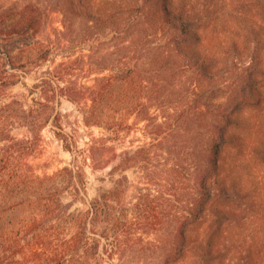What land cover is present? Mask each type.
I'll return each mask as SVG.
<instances>
[{"label": "trees", "instance_id": "trees-1", "mask_svg": "<svg viewBox=\"0 0 264 264\" xmlns=\"http://www.w3.org/2000/svg\"><path fill=\"white\" fill-rule=\"evenodd\" d=\"M67 2L85 10L95 55L97 43H110L108 63L94 62L110 74L99 77L86 97L66 84L71 66L40 76V63L51 53L34 45L38 6L0 14V54L31 81L22 109L33 117L51 110L55 133L73 155L69 166L41 177L26 164L40 144L35 120L23 138L0 131V264H103L108 252L124 260L128 248L159 249L160 264H233V224L264 221V0H142L130 7L107 0L112 7L104 13L91 9L92 0ZM20 55H29V63L18 66L14 59ZM169 66L189 80L179 92L188 99L189 116L160 123L151 112L155 88L162 87L154 77ZM64 98L76 104L87 127L104 130L89 147L80 148L66 131L59 111ZM133 116L148 122L151 142L124 154L109 174L112 187L99 188L90 199L87 169L97 160V144L106 147L127 136ZM190 117L201 126L192 140L203 145L197 158V146H190L173 159L171 172L190 199L172 215L166 239L162 199L154 189H139L126 209L130 171L154 173L156 147L179 135ZM145 227L157 237H145ZM263 245L249 248L241 264H264Z\"/></svg>", "mask_w": 264, "mask_h": 264}, {"label": "rangeland", "instance_id": "rangeland-1", "mask_svg": "<svg viewBox=\"0 0 264 264\" xmlns=\"http://www.w3.org/2000/svg\"><path fill=\"white\" fill-rule=\"evenodd\" d=\"M73 1V0H69ZM92 10L104 13L112 6L107 4V0H92ZM99 3H102L99 6ZM113 4H124L130 7L134 4H142V0H112ZM36 5L39 7L42 15L39 21V30L35 37V44L38 49L51 53L49 60L40 63V76H46L49 71H64L66 67H72V75L67 76L70 81L66 83L77 88V92L88 94L90 88L94 87L99 77L110 74V71L101 73L98 66L94 62L99 61L101 64L108 63V46L110 43L106 39H102L97 43L96 55L91 50L90 45L93 39L91 29H88L87 19L83 9L78 6H70L67 0H0V14L13 9L14 12L24 11L27 6ZM94 5H97L94 7ZM68 7L69 11L65 10ZM67 9V8H66ZM223 31V27L220 29ZM22 45V44H21ZM37 49V47H36ZM21 54V52H17ZM29 56V55H28ZM28 56H19L14 59L18 64L29 63ZM9 59L6 55L0 54V131H12L20 138L29 135V122L35 120L32 124L34 131L41 133L40 144L37 151L26 160L27 167L36 175L52 176L59 170L69 166L73 161L71 152L64 148L62 140L56 135V128L53 125V113L51 110L36 111L34 117L29 115L27 110L22 107L27 103L26 94L28 93L26 83H31L28 74L24 70L13 71L8 65ZM7 65V68H5ZM5 66V67H4ZM8 71V73H5ZM161 75L155 74L156 83L162 84V87H156L157 101L154 100L152 114L158 116L156 121L165 123L172 121L180 115L181 118L189 116L188 99L179 93L185 87L190 86L187 77H181L179 72L174 71L172 66L167 69H161ZM2 83V84H1ZM66 84H62L66 85ZM180 85V86H179ZM155 87V85H154ZM83 101L86 102V99ZM28 107V106H27ZM26 107V108H27ZM28 109V108H27ZM59 111L62 114V123L69 133L75 135L79 140L80 148L89 147L94 137L103 136L104 130L98 127H87L83 121L76 104L64 98L62 99ZM184 113V114H182ZM166 115L169 119L166 120ZM29 117V118H28ZM192 119V120H191ZM197 122V120H196ZM193 118H188L182 127L179 135L173 139L163 141L156 147L155 153L157 159L154 160V173L149 180L144 172L138 173L133 169L130 178V189L125 197L126 209L132 207L136 202L139 189H154L155 193L161 196L162 213L165 215V233L167 239L174 228L173 218L176 212L185 210L190 195L184 191L186 185H182L180 179H177L171 172L173 160L179 155L181 149L196 147L195 158H197L198 149L203 145L200 140H192L194 131H198L200 124L196 123ZM133 126L132 131L118 142H109L106 147L99 144L95 155L96 162L89 161V198L94 199L101 187H112L109 177L111 170L120 163L121 157L126 153H135V151L146 143H150L151 139L146 135V126L148 122L143 116H133L130 119ZM167 124H165V127ZM192 157V159L194 158ZM183 178V177H182ZM160 191V192H158ZM178 195V196H177ZM231 230L230 241H237L235 249L229 256L233 264H241L243 259L248 255L246 253L259 242L264 244V221L262 218H253L245 224H233ZM149 228L145 227L140 230L148 239ZM264 246V245H263ZM262 246V248H263ZM124 260L118 255H112L111 252L106 253V260L103 264H160L164 259V252L153 248L148 251L144 249L128 248L124 252ZM261 257H259L260 259ZM242 260V261H241ZM124 261V262H123Z\"/></svg>", "mask_w": 264, "mask_h": 264}]
</instances>
